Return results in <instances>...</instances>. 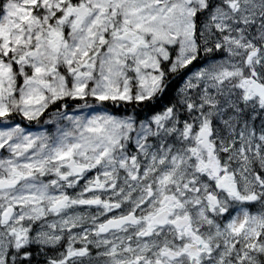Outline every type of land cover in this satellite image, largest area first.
<instances>
[{
	"label": "snow or ice",
	"instance_id": "obj_1",
	"mask_svg": "<svg viewBox=\"0 0 264 264\" xmlns=\"http://www.w3.org/2000/svg\"><path fill=\"white\" fill-rule=\"evenodd\" d=\"M0 264H264V0H0Z\"/></svg>",
	"mask_w": 264,
	"mask_h": 264
},
{
	"label": "rangeland",
	"instance_id": "obj_2",
	"mask_svg": "<svg viewBox=\"0 0 264 264\" xmlns=\"http://www.w3.org/2000/svg\"><path fill=\"white\" fill-rule=\"evenodd\" d=\"M44 119H48V116H45ZM41 124H43V120L41 121ZM22 126L24 127H28L30 131H38L39 129L36 127L35 124H32V125H28L27 122H24L22 124Z\"/></svg>",
	"mask_w": 264,
	"mask_h": 264
},
{
	"label": "trees",
	"instance_id": "obj_3",
	"mask_svg": "<svg viewBox=\"0 0 264 264\" xmlns=\"http://www.w3.org/2000/svg\"><path fill=\"white\" fill-rule=\"evenodd\" d=\"M48 111H49V112H52V111H55V109H54V108H50ZM45 116H46V115H45Z\"/></svg>",
	"mask_w": 264,
	"mask_h": 264
}]
</instances>
